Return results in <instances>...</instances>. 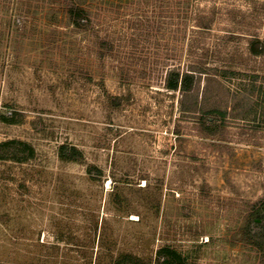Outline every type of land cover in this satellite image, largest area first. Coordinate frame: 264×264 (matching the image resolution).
<instances>
[{"label": "rangeland", "instance_id": "374dc122", "mask_svg": "<svg viewBox=\"0 0 264 264\" xmlns=\"http://www.w3.org/2000/svg\"><path fill=\"white\" fill-rule=\"evenodd\" d=\"M178 1L75 0L93 19L79 31L71 0H0V116H20L0 120V143L36 150L27 164L0 163V264H112L122 253L153 263L163 246L190 264H262L244 233L264 200L254 90L264 56L248 47L264 40V15L243 1L188 0L205 16L216 9L201 34ZM204 54L227 74L192 93L225 119L181 112L184 95L165 87L169 68ZM63 144L85 163L62 162Z\"/></svg>", "mask_w": 264, "mask_h": 264}, {"label": "trees", "instance_id": "16d2710c", "mask_svg": "<svg viewBox=\"0 0 264 264\" xmlns=\"http://www.w3.org/2000/svg\"><path fill=\"white\" fill-rule=\"evenodd\" d=\"M53 2H59L60 0H51ZM71 4L66 7V13L71 25L79 31H90L92 28L93 19L91 12L86 8L78 5L75 0H71ZM162 1V0H161ZM243 1L255 7L256 12L264 15V2H258L254 0H235ZM185 4V5H182ZM169 3L162 6L161 11L167 14ZM178 11L185 13L191 10V17L194 21V25L191 27L193 31H198L201 34L210 33L213 29L214 20L212 15H216V9L213 8L211 16H205L204 10H202L197 4H194L190 8L188 0H179ZM184 17H187L186 15ZM181 19V17H180ZM195 33V32H194ZM249 53L252 57L259 58L264 56V40H261L257 36H252L248 41ZM193 46H189L191 50ZM198 49H202L199 47ZM190 55H192L190 53ZM210 58L208 54H204L200 57H192V61L186 67L173 66L167 71L165 87L168 91L181 92L184 97L181 101V112L183 113H202L203 120H209L216 115L222 119L226 117L225 113L218 108L209 110L205 109L203 105L199 103L198 96H194L192 93L194 88L201 82L202 77L208 79L209 83L214 81L215 77H225L226 70L210 64ZM258 77L254 78L256 81ZM257 94V108L264 111V81L254 88ZM19 114L12 112L11 114L1 115L0 120L7 125H16L20 123ZM208 131V129H204ZM36 157V150L34 147L26 142L20 140H8L0 143V163L1 162H14L17 164H27L34 160ZM58 157L64 163H85V157L82 151L71 144H63L58 149ZM93 171H96L94 173ZM88 174L93 178L101 175V172L93 166H89ZM97 174V176H95ZM259 220V221H258ZM246 240L249 244H253L258 252L261 254L262 264H264V200L258 202L254 210L249 217V225L245 231ZM112 264H190L188 259L180 252L171 246H163L157 252L154 262H149L140 259L139 257L122 253L112 258Z\"/></svg>", "mask_w": 264, "mask_h": 264}, {"label": "crops", "instance_id": "0c3cea01", "mask_svg": "<svg viewBox=\"0 0 264 264\" xmlns=\"http://www.w3.org/2000/svg\"><path fill=\"white\" fill-rule=\"evenodd\" d=\"M254 1H258V2H264V0H254Z\"/></svg>", "mask_w": 264, "mask_h": 264}]
</instances>
